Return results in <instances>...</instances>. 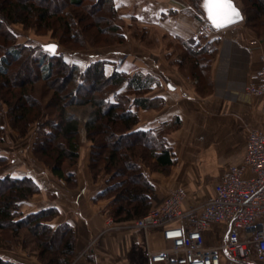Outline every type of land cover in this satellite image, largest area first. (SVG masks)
<instances>
[{"label":"crops","instance_id":"obj_1","mask_svg":"<svg viewBox=\"0 0 264 264\" xmlns=\"http://www.w3.org/2000/svg\"><path fill=\"white\" fill-rule=\"evenodd\" d=\"M196 1L114 0L125 41L103 49V53L82 54L88 56V63L70 58L71 54L66 56L69 63L82 69L101 59L109 63L107 75L116 70L129 77L138 73L154 79L143 97L157 107L133 108L140 119L134 131H161L174 161L168 173L153 172L142 165L155 188L154 206L176 188L185 189L190 205L207 202L228 168L244 164L249 131L257 129L264 134V98L246 93L249 77L264 54V28L251 29L245 4L233 0L243 13V21L216 30L206 19L202 4ZM214 40H218L217 54L201 79L180 70L183 41L204 45ZM126 87L124 84L119 91ZM82 133L85 147L80 149L75 167V185L69 186L54 176L32 154L30 164H16L14 171L0 176L30 177L38 184L40 193L22 204L21 211L30 214L56 209L58 215L49 224L53 228L63 224L74 228L76 264H148L146 248L163 249L168 243L160 230L144 234L122 224L109 227L112 200L98 197L107 177L94 180L88 143ZM224 237L225 228L221 225L204 232L208 247L219 245ZM0 259L15 264H40L17 248L0 249Z\"/></svg>","mask_w":264,"mask_h":264},{"label":"trees","instance_id":"obj_2","mask_svg":"<svg viewBox=\"0 0 264 264\" xmlns=\"http://www.w3.org/2000/svg\"><path fill=\"white\" fill-rule=\"evenodd\" d=\"M242 1L248 26L264 28V0ZM196 2L203 4V0ZM118 19L114 0H0V144L4 142V115L21 138L36 126L35 156L54 176L73 186L84 131L91 145V174L94 180L102 174L107 177L98 197L112 200V218L120 224L144 217L154 206L155 188L142 165L153 172L168 173L174 164L161 131H134L140 119L133 108L157 107L143 97L154 79L138 73L129 77L116 70L107 75L109 63L101 59L82 69L69 63L66 53L52 55L43 45L16 44L11 29L21 25L39 32L52 31L61 45L78 52L89 43L81 40L83 28L86 33L93 27L105 36L92 42L95 45L123 43ZM217 43L183 41L180 70L201 79L217 54ZM41 84L52 93H39ZM124 84L126 90L120 92ZM4 160L0 157V166ZM65 163L71 167L68 172ZM39 193L40 187L30 177L0 176V247L11 249L27 231L33 236L41 264H72L76 258L74 228L49 224L58 211H21L22 204ZM0 264L15 263L0 259Z\"/></svg>","mask_w":264,"mask_h":264},{"label":"built area","instance_id":"obj_3","mask_svg":"<svg viewBox=\"0 0 264 264\" xmlns=\"http://www.w3.org/2000/svg\"><path fill=\"white\" fill-rule=\"evenodd\" d=\"M249 96L264 98V54L250 75ZM185 189L176 188L144 217L120 223L147 234L160 230L168 247L146 248L148 264H255L264 261V134L251 129L244 164L230 166L214 195L201 205H190ZM116 224L110 221L109 227ZM213 225L225 228L215 247L204 242ZM230 231L226 237L228 229ZM88 247L91 248L92 245Z\"/></svg>","mask_w":264,"mask_h":264},{"label":"rangeland","instance_id":"obj_4","mask_svg":"<svg viewBox=\"0 0 264 264\" xmlns=\"http://www.w3.org/2000/svg\"><path fill=\"white\" fill-rule=\"evenodd\" d=\"M58 1H61V0H58ZM261 28L262 27H259L258 30L261 31ZM11 29L16 36V39H17L16 44L37 46V45H47L51 43H56L59 46L57 54H60V53H66L68 55L71 54L70 58H73V59L77 58L80 62H83V64L84 62L88 63L87 61L88 56L86 55L82 56V54L91 55V54L103 53V49H107L112 46V45L103 46V43H100V42L96 43V45L93 44L94 41L96 42L98 39L104 40V37H105L103 36V34H99L98 30H96L93 27L88 29L90 32L89 34H86L88 33V30L85 33V30H86L85 28L81 30L83 33L81 34V40L82 38H85L86 40L88 39L89 43L85 46L86 47L85 49H82L78 52H73L68 48V46L61 45L60 42L56 38L53 37L52 31L39 32L36 28L25 29L21 25H15ZM38 88H39L38 92L40 91L42 92V94L48 95L52 93L47 88L43 87L42 84L39 85ZM48 97L49 96H47V99ZM2 124L5 128V132H4L5 141L2 144H0V157L5 158V160L2 166H0V173L6 172V171H14L16 169V164L21 165V167H23V165L30 164L29 158L33 157L32 155H34V158L37 159V157L35 156L33 152V145L37 138L36 126L31 127L28 135L24 138H21L20 135L10 127L6 115H4L3 117ZM83 147H85V144L82 142L81 148ZM87 148L90 152L91 145L88 144ZM90 154L91 152L89 153V157H90ZM64 169L66 172H68L70 171L71 167L68 163H65ZM102 175L105 176L104 174ZM112 221L114 222L113 218H112ZM16 248L24 251L26 254H28L29 257L31 256L35 257L37 261L41 264V262L38 259L37 249L35 247L33 236L29 232L23 231L21 234L20 240L18 241V243L14 244L11 249L0 247V249L6 250V251H12V250H15ZM76 263H77V260L75 258L72 264H76Z\"/></svg>","mask_w":264,"mask_h":264},{"label":"snow or ice","instance_id":"obj_5","mask_svg":"<svg viewBox=\"0 0 264 264\" xmlns=\"http://www.w3.org/2000/svg\"><path fill=\"white\" fill-rule=\"evenodd\" d=\"M208 19L217 29L236 22L240 17L231 0H204ZM53 49L55 46H51Z\"/></svg>","mask_w":264,"mask_h":264},{"label":"water","instance_id":"obj_6","mask_svg":"<svg viewBox=\"0 0 264 264\" xmlns=\"http://www.w3.org/2000/svg\"><path fill=\"white\" fill-rule=\"evenodd\" d=\"M231 4H232L233 8L236 10V12L239 13V17H240V18H239L236 22H234V23H230V24H228V25H226V26H224V27H221V28L217 29L215 26H213L212 22L208 19V13H207V11H206V8H205V5H204V0H203L202 8H203V11H204V13H205V17H206V19L208 20V22L210 23V25H211L214 29H216V30H222V29H224V28H227V27H229V26H232V25L238 24V23H240V22L243 21L244 16H243L242 11L236 6V4H235V2H234L233 0H231ZM51 46H55L54 49H53ZM58 47H59V46H58V44H56V43H51V44L43 45V48H44L46 51H48L49 53H51L52 55H56V54H57ZM229 231H230V228L228 229V231H227V233H226V237L228 236Z\"/></svg>","mask_w":264,"mask_h":264}]
</instances>
